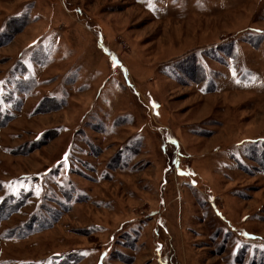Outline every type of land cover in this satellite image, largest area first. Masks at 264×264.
<instances>
[{
	"label": "rangeland",
	"instance_id": "rangeland-1",
	"mask_svg": "<svg viewBox=\"0 0 264 264\" xmlns=\"http://www.w3.org/2000/svg\"><path fill=\"white\" fill-rule=\"evenodd\" d=\"M0 264H264V0H0Z\"/></svg>",
	"mask_w": 264,
	"mask_h": 264
}]
</instances>
